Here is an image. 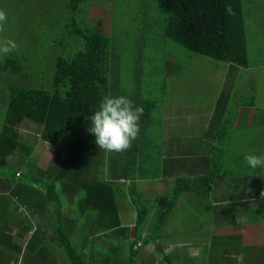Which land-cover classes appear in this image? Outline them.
Returning <instances> with one entry per match:
<instances>
[{
	"label": "trees",
	"instance_id": "obj_1",
	"mask_svg": "<svg viewBox=\"0 0 264 264\" xmlns=\"http://www.w3.org/2000/svg\"><path fill=\"white\" fill-rule=\"evenodd\" d=\"M133 1L0 0V9L7 13L2 35L19 45L18 53L0 60V264H138L146 246L164 240L161 230L182 194L201 205L212 193L211 206L237 208L242 203L238 212L249 209L248 204H260L264 168L251 169L244 157L264 154V0H138L136 12L144 18L137 24L138 34L131 35L130 16L119 10L124 4L130 8ZM108 7L109 30L105 19L97 16ZM124 17L127 25L120 23ZM154 26L164 39L214 61L211 67L220 71L221 83L216 85L220 90L205 133L203 162L174 179L170 193L144 198L134 180L153 165L158 166L156 177L169 178L168 163L174 155L167 149L162 155L163 148L158 153L151 137L152 125L162 128L167 94L159 100L146 96L138 79L143 62L154 61L147 53L155 47L150 39ZM126 50L132 75H137L129 88L122 86ZM168 60L152 72L165 81ZM179 71L172 85L183 103H195L183 99L181 87H189L190 76ZM192 74L198 79L204 73ZM161 88L166 92L168 86ZM185 91L188 94V88ZM109 93L127 96L144 109L139 136L122 153L100 150L88 131L91 121L86 117ZM236 109L241 124L232 132ZM155 113L160 116L154 118ZM38 142L52 148L45 166L38 163ZM164 142L168 147L171 141ZM177 162L184 165L185 160ZM223 183L227 189L215 197ZM123 195L135 211L126 225L120 219ZM218 217L214 212V220ZM178 226L182 237L194 235L186 224ZM250 233L247 223L232 234H204L214 243L205 236L201 240L207 243L202 245L186 238L179 248L205 245L202 264H239L241 254L243 264H264V242L245 244ZM122 243L127 244L126 255ZM159 249L169 250L164 244Z\"/></svg>",
	"mask_w": 264,
	"mask_h": 264
},
{
	"label": "rangeland",
	"instance_id": "obj_2",
	"mask_svg": "<svg viewBox=\"0 0 264 264\" xmlns=\"http://www.w3.org/2000/svg\"><path fill=\"white\" fill-rule=\"evenodd\" d=\"M123 2H126V0H123ZM155 4L156 2H154L153 6L156 8ZM138 5H139L138 0H134L130 8H128L127 5L124 4V7L119 10V13H122V16H130L131 21L128 23L130 24L129 25L130 27L128 28L129 30H131V35L138 34L139 30L137 29V24L138 23L140 24V21L143 20L144 18L141 16L140 13L136 12L138 10L137 8ZM106 10H107L106 13L103 14L102 12H99L97 16L103 17L105 19L106 27H108V30H109V27H111V22H112V13L110 11L111 8L108 7ZM122 20H123L124 25H127L126 17L121 18L120 23L122 22ZM152 31H154L155 34L150 33V39L152 43L155 45V47L150 48L147 51V53L149 54V56L154 57V61L152 63L143 62L145 66H144V69L141 71L140 76L138 78L142 82L141 83L142 92L146 96L149 95L150 98L152 99H155L157 97L158 100L161 99L162 97L165 98V95L167 94L168 100L164 101L165 103L164 105H172L169 109L175 114L176 109L178 110L180 108H185V105L183 103H176V104L172 103L174 100L178 99L177 94L179 92L177 90V87L172 84L175 80L174 77L177 76L175 73L181 69L179 72H182L184 77L190 76L188 78L189 87H186L183 85L181 87V89L183 90V95H182L183 99H186L188 101L190 99L195 100V103L192 102L193 108H195L198 105L196 102L198 101L199 103H201L202 97L206 96V94L202 96L204 91L207 94L213 93V89L215 91L218 80L221 77L220 71L216 69H212L211 64L214 63V61H212L211 59L200 57V56L197 57V55H194L186 51L184 48H182L178 44H175L169 40L164 39L161 33L160 34L158 33L157 27L154 26ZM166 57L167 59L168 58L171 59L170 61L172 63L168 60L169 61L168 62L169 77L165 81L164 76L161 77V74H157V73L153 74L152 72L158 69L159 66L164 68V62H165ZM175 67L178 70H176ZM122 69H123V80L124 82H126V83H122V86L125 85L123 86L124 88H129L131 85L135 84L137 75L136 73H134L135 78L132 75V72H134V70H133V65L131 63L130 53L127 50H126L125 61L122 64ZM196 71L204 73L205 75L203 74L202 75L203 77H200L197 79V75L192 74ZM164 83L167 84L168 86V88H166L167 91L165 90L166 92H164V90L161 88ZM187 88H188V94H186V91H185ZM262 96L264 97V95ZM205 105H208V101L205 102ZM262 105L264 106V101H262ZM169 111H166V113H168ZM156 116L159 117L160 114L157 115V113H155L154 118ZM164 121L166 122V124H170L168 123V121L170 120L167 121V118H165ZM152 127H153V132L151 134L152 135L151 137L154 139V141H156V144H157L158 136L160 132H158V128L156 124L152 125ZM169 129H170L169 127L165 129L164 138H166V140H169L173 143H176L177 139H181V133H179V135H176V138H175L174 134L176 133H173ZM173 137L174 139H172ZM42 144H43L42 142H38V146ZM230 147L232 149H238L239 145L232 144V146ZM49 151L50 149H48V147L47 148L44 147L43 151H41L42 152L40 153L41 158L39 157L38 159L39 160L38 163H40L41 166L46 165L45 163H47L48 158H49L48 157ZM167 151L171 152V149H168ZM161 178L164 179L162 176ZM157 183L158 181L156 182V184ZM159 183L156 185V187H154V184L152 183L153 185H150V188H149L150 191L147 194L151 196L156 195L154 188H159L158 193L162 195L168 194L171 192V188H168V190L164 192L163 186L165 184L163 183V181H160ZM227 194L230 195V192H228ZM182 196L184 198L189 197V196L186 197L185 194H182ZM211 197H212V193H211V196H207L208 204H211L212 202H214L213 198ZM121 198H122L121 203L125 205L124 210H123L121 209L122 205L119 203L121 222L124 225L130 224L134 220L135 211L131 203L129 202L128 196L123 195ZM120 199L118 202H120ZM178 204L180 203L178 202ZM179 209H180V206L178 205L176 210H179ZM224 209L225 211L221 213V215L219 213L218 219H221V220L220 221L218 220V222H216L215 220L216 223L211 222V223H205L204 225L201 224L202 226H200L198 229L192 228V226H195L198 224H192V226H189V227L186 226L185 229L189 230L188 232H192V234H194L191 236L182 237L181 235L183 234L181 233L183 229L178 230L177 228H179V226L177 227L176 224H172L173 222L169 224H165V226H163L161 230V234H164V235L166 234L164 240L162 242L160 241V239L155 240L153 244L146 246L143 249V251L140 253V260L138 264H146L145 260L147 261L150 258L151 260H150V263L148 262V264H202L203 259L206 257L205 248H203L205 245L202 247H198V249H196L195 247L192 248L193 246L192 245L189 248H185L182 251H181V248H179V246H183L184 241H186V238L192 244L196 243V244L202 245L204 243H207L205 242V240L203 239L201 240V237L205 236L204 234H206L207 232H208V235L211 232L214 236L223 235V234H232L236 229H241L246 226L247 219L244 217V215H246V212H241V216H238L235 218L234 217L235 211L232 205L226 204ZM207 216L210 219L213 218L214 212L213 213L209 212ZM261 222H263L264 224V221H261ZM169 235H171L172 237H170L169 239H166V237ZM205 238L207 239V241H211L212 243H214L211 240V238L206 237V236ZM249 240L247 242H251ZM260 240H264V234L261 235ZM163 244H164V248L167 247L169 248V250H165V251L163 249L160 250L159 248L163 247ZM126 246L127 244L122 243V248H123L122 252L124 255H126L127 253ZM147 257H150V258H147ZM18 264H20V262H18ZM205 264H211V263L206 261Z\"/></svg>",
	"mask_w": 264,
	"mask_h": 264
},
{
	"label": "crops",
	"instance_id": "obj_3",
	"mask_svg": "<svg viewBox=\"0 0 264 264\" xmlns=\"http://www.w3.org/2000/svg\"><path fill=\"white\" fill-rule=\"evenodd\" d=\"M238 82H240L239 79H238L237 83ZM218 83H221V77L218 80ZM219 90H220V86L216 87L215 91H213V93H211V94H207L204 91L203 93L208 95V96H205L203 101L200 104H198L195 108H193L192 102L187 103L185 101V103H183L180 100V94L181 93L177 94L178 99L174 100L172 103H175V104L176 103H183L185 105V108H180L178 110L176 109L175 114L169 109L172 105H169V106L166 105L163 108L164 109V115L162 117V128L160 129L158 127V132H160V133L158 136L156 150L159 153V151H160L159 148H163L162 155H164V153L166 152V149L167 150L171 149V153L174 154L173 160L169 161V163H168V167H169L168 173H171V174H170L169 178H166V179L165 178L162 179L161 175L159 177H156L153 170L157 171L156 168L158 166H155V165L152 166V170L149 169L148 172L144 171V174H145L144 176H142L141 178L138 177L137 179L134 180L137 183L136 184L137 191L144 198H149V197L152 198L156 195H162V194L158 193L159 188H154L156 195H153V196L148 195L147 193L150 191L149 190L150 185L154 184V187H156V185L160 181H163V183L166 185V186L165 185L163 186L164 192H166L168 190V188H171V184H172L173 180L178 178V177H181L182 174H184L185 171L188 170L189 166L194 165V163H198V162L204 160L201 156L205 153L204 150H206L208 148V146L206 144H204L205 142H208V139L205 138V133H206L207 128H208V123H209L210 117L212 115ZM206 101H208V105H205ZM166 111H169V112L166 113ZM233 111H234L236 117H238V119L236 121L237 123L236 122L234 123L232 132H234L235 128L238 127L239 124H241V123H238V122H240L239 119L241 118L240 110L236 109ZM165 118H167V121L170 120V121H168V123H170V124H166V122L164 121ZM165 124H166V126H168L170 128L169 129L170 131H172L173 133H176V134H174L175 138H176V135H179V133H181V139H177L176 143L170 142V144H168V147H166L164 144L165 143L164 142V132H165L164 126H165ZM172 139H174V137ZM42 143L43 144L40 146H38V143H37V149H38L37 155L40 158H41L40 153H42L41 151H43V148L48 147L44 142H42ZM48 149H50L49 154H48V157H49L48 160H49L52 157V148L48 147ZM194 150H196V151H194ZM199 154H201V155H199ZM189 158H191V159H189ZM197 158H200V160H197ZM179 159L185 160L184 165L179 164L177 162V160H179ZM137 167H138V165H137ZM203 170L204 169H202V171ZM192 172H194V170H190V174ZM188 173H189V170L185 174H188ZM151 176L153 178H151ZM122 180L128 182V180H126V179H122ZM157 181H158V183L156 184ZM225 188H226L225 183H223L221 185V187L219 186L218 191H216V193H213V195L215 194V197L222 196L225 192ZM249 188H251V186ZM228 192H230V191L228 190ZM232 194L233 195L235 194L234 189L232 191ZM185 196L187 197L189 195L185 193ZM181 201H182V203H181ZM216 201H217V199H216ZM178 202L180 204H178ZM178 202L176 204L175 209L173 210V212L169 216L166 224L173 222L172 224H176L177 226L180 224H186V226L189 227V226H192V224H194V223L198 224L199 226H202L201 224L204 225L205 223H211V222L214 223L215 222L214 217L210 219L207 216L208 213L209 212H211V213L216 212L219 216V213L221 215V213H223L225 211L224 207L226 206V204L220 205V203H216L215 205L211 206L210 204H208V199H206V201H204V202L202 201L201 205H198L196 202H193V203L189 202L187 200V198H184L183 196H181V199ZM259 202H260V204L259 203H254L251 205L248 204L249 209L243 210V212H246V214H249V217L246 216L245 218L246 219L248 218L246 220V222L248 223L249 227L251 226V233L245 238V244L247 243L248 245L255 244L257 242H259V243L264 242V240H260L261 235L264 234V224H263V222H261V221H264V195H263L262 199L259 200ZM241 204L238 205L237 208L240 207ZM178 205L180 206V209L176 210ZM237 208H234L235 212H238ZM241 210H239L240 212H238V213H241ZM235 212H234V214H236ZM218 220L220 221L221 219H218ZM218 220L216 222H218ZM29 235H28V237H29ZM28 237H26V238H28ZM248 240L251 242H247Z\"/></svg>",
	"mask_w": 264,
	"mask_h": 264
},
{
	"label": "clouds",
	"instance_id": "obj_4",
	"mask_svg": "<svg viewBox=\"0 0 264 264\" xmlns=\"http://www.w3.org/2000/svg\"><path fill=\"white\" fill-rule=\"evenodd\" d=\"M226 11L232 13L231 5L226 7ZM6 24L7 13L0 9V60L13 52H19L16 40L2 35ZM143 113V107L135 105L127 96L109 93L103 96L98 109L86 117L91 121L88 131L95 136V143L100 150L122 153L130 150L138 138ZM244 160L251 169L264 168V154L249 153ZM237 259L239 264H243V254Z\"/></svg>",
	"mask_w": 264,
	"mask_h": 264
}]
</instances>
